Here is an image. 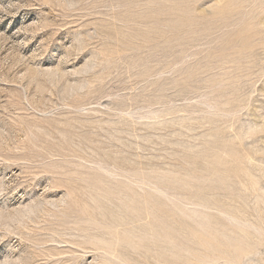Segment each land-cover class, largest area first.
Here are the masks:
<instances>
[{
	"label": "rangeland",
	"instance_id": "374dc122",
	"mask_svg": "<svg viewBox=\"0 0 264 264\" xmlns=\"http://www.w3.org/2000/svg\"><path fill=\"white\" fill-rule=\"evenodd\" d=\"M0 264H264V0H0Z\"/></svg>",
	"mask_w": 264,
	"mask_h": 264
}]
</instances>
